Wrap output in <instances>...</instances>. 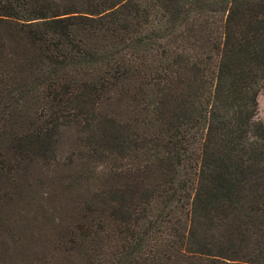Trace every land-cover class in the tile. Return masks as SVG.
<instances>
[{
  "label": "trees",
  "instance_id": "trees-1",
  "mask_svg": "<svg viewBox=\"0 0 264 264\" xmlns=\"http://www.w3.org/2000/svg\"><path fill=\"white\" fill-rule=\"evenodd\" d=\"M262 90L264 0H0V264H264Z\"/></svg>",
  "mask_w": 264,
  "mask_h": 264
},
{
  "label": "rangeland",
  "instance_id": "rangeland-1",
  "mask_svg": "<svg viewBox=\"0 0 264 264\" xmlns=\"http://www.w3.org/2000/svg\"><path fill=\"white\" fill-rule=\"evenodd\" d=\"M258 113L257 118L264 122V90H262L258 96ZM110 107L106 104L101 103L97 106L96 112L102 114ZM7 109H1V121H0V175L3 171H8L9 169H16L17 167L25 166L27 161L25 160V152L23 150H18L15 154L8 148L9 142L13 138H43L52 135L55 126L61 121L59 118L61 111L57 107H52L46 110V117L38 118L32 124H28L24 117H19L18 120L12 123V119L8 118ZM95 123L98 127L99 122L96 120ZM94 123V126H95ZM19 165V166H18ZM18 168V169H19Z\"/></svg>",
  "mask_w": 264,
  "mask_h": 264
}]
</instances>
